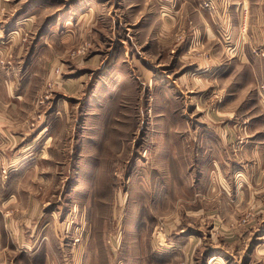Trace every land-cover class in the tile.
<instances>
[{
  "label": "rangeland",
  "instance_id": "1",
  "mask_svg": "<svg viewBox=\"0 0 264 264\" xmlns=\"http://www.w3.org/2000/svg\"><path fill=\"white\" fill-rule=\"evenodd\" d=\"M238 1L0 0L2 233L35 224L42 264H264V0ZM204 21L250 65L192 69Z\"/></svg>",
  "mask_w": 264,
  "mask_h": 264
},
{
  "label": "crops",
  "instance_id": "2",
  "mask_svg": "<svg viewBox=\"0 0 264 264\" xmlns=\"http://www.w3.org/2000/svg\"><path fill=\"white\" fill-rule=\"evenodd\" d=\"M246 2L249 5V2L247 0L238 1L236 2V5H243V3L246 4ZM245 4L243 6L244 8ZM223 6L225 5H221L220 7ZM226 23L228 24V26H226L229 28L230 19H227ZM204 24L208 25L209 32L206 31L204 34L195 35L193 40H190L188 43H186L185 41V44L188 45L186 47H189L190 43L192 42L193 48L197 50H206V47L208 48L209 46L208 51H210V61L207 60V57L204 59V55H198L196 54L197 52H194V55L192 52L191 54H189V56L191 55L190 57L194 60V62L192 63L194 67L192 69L197 70V72L199 73L209 72L210 74H217L218 72H220L225 74L227 77L232 74L239 73L241 70L237 68H244L250 65V52L249 49H245L242 40L240 47L236 51H234V49L226 48L225 50L221 49L220 55H216L219 50H215V48H213V50H215L213 51L215 55H212L211 42L216 41V38H218V36L215 32H213V23L204 21ZM232 80H234V78H232ZM234 89L235 88L232 84H229L226 87V90L230 91L229 95H234ZM226 96L228 97V93H226ZM227 97L226 99H228ZM249 129H251V127H249ZM34 216L35 215L31 216V218H35ZM5 228V235L1 231L2 228H0V264H15V262L16 264H42L41 243L36 241L37 239L34 238L35 224L31 227L30 231L20 226H17V230L11 229L9 227ZM44 264H52V260L49 259L48 261V259L46 258Z\"/></svg>",
  "mask_w": 264,
  "mask_h": 264
}]
</instances>
